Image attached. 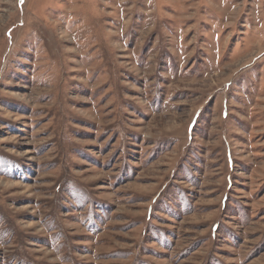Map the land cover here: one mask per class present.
<instances>
[{"label": "rangeland", "instance_id": "1", "mask_svg": "<svg viewBox=\"0 0 264 264\" xmlns=\"http://www.w3.org/2000/svg\"><path fill=\"white\" fill-rule=\"evenodd\" d=\"M0 264H264V0H0Z\"/></svg>", "mask_w": 264, "mask_h": 264}]
</instances>
